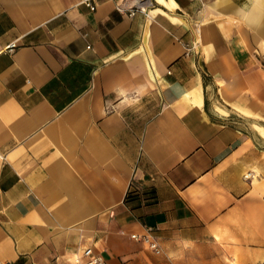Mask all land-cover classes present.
I'll return each mask as SVG.
<instances>
[{
    "label": "crops",
    "instance_id": "crops-1",
    "mask_svg": "<svg viewBox=\"0 0 264 264\" xmlns=\"http://www.w3.org/2000/svg\"><path fill=\"white\" fill-rule=\"evenodd\" d=\"M84 1L0 0V264H264V3Z\"/></svg>",
    "mask_w": 264,
    "mask_h": 264
},
{
    "label": "built area",
    "instance_id": "built-area-1",
    "mask_svg": "<svg viewBox=\"0 0 264 264\" xmlns=\"http://www.w3.org/2000/svg\"><path fill=\"white\" fill-rule=\"evenodd\" d=\"M87 6H89L90 9H93L94 6L90 4L89 0L84 1ZM151 6V1L150 0H139L135 3V5L131 8L129 11V14L132 15L136 10L146 13L147 9ZM191 48V47H189ZM187 48V49H189ZM245 177H249V174H246ZM133 238L138 239V236L132 235ZM144 242L148 244V246L154 250L155 252H159V247L156 242L153 240L149 239L148 237H143L142 238ZM6 264H11V263H6ZM71 264H106L105 260L96 253H93L91 248H86L81 256H74L72 258Z\"/></svg>",
    "mask_w": 264,
    "mask_h": 264
},
{
    "label": "bare ground",
    "instance_id": "bare-ground-1",
    "mask_svg": "<svg viewBox=\"0 0 264 264\" xmlns=\"http://www.w3.org/2000/svg\"><path fill=\"white\" fill-rule=\"evenodd\" d=\"M262 11H264V10H262ZM262 11L261 12H259V13H262ZM252 16H251V18H253V15H255L254 14V12H253V14H251ZM262 15V14H261ZM259 18V17H258ZM258 18H256V20L258 21ZM260 19V18H259ZM256 22V21H255Z\"/></svg>",
    "mask_w": 264,
    "mask_h": 264
},
{
    "label": "clouds",
    "instance_id": "clouds-1",
    "mask_svg": "<svg viewBox=\"0 0 264 264\" xmlns=\"http://www.w3.org/2000/svg\"><path fill=\"white\" fill-rule=\"evenodd\" d=\"M261 2H262V3H264V0H261ZM185 243L187 244V243H190V242H188V241H185Z\"/></svg>",
    "mask_w": 264,
    "mask_h": 264
}]
</instances>
